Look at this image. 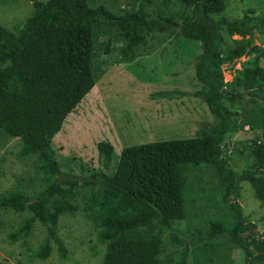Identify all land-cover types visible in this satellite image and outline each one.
<instances>
[{
    "label": "trees",
    "instance_id": "trees-1",
    "mask_svg": "<svg viewBox=\"0 0 264 264\" xmlns=\"http://www.w3.org/2000/svg\"><path fill=\"white\" fill-rule=\"evenodd\" d=\"M30 1L32 13L15 30L0 24V132L18 140V156L32 158L44 183L32 195L18 188L0 193V210L29 213L9 240L27 237L38 221L45 234L34 256L47 258L53 243L65 258L59 217L82 210L104 245L101 264H264V231H253L256 224L237 201L240 182L247 181L264 206V65L251 38L253 29L264 32V12L246 9L240 17L216 19L225 0H178L184 5L178 16H152V0L119 14L92 0ZM169 30L198 42L194 74L202 86L195 94L216 123L192 137L123 147L113 164V146L98 142V169L82 180H59L52 139L103 75L95 56L109 54L116 35L124 42L119 56L129 59L151 33ZM223 30L240 36L231 47L223 46ZM241 56L240 68L225 82L222 65ZM244 127L263 137L251 140L246 167L235 170L223 155L224 139L232 128ZM201 163L215 171L224 213L209 220L205 235L185 242L175 231L186 214L184 172ZM165 234L176 250L163 254Z\"/></svg>",
    "mask_w": 264,
    "mask_h": 264
},
{
    "label": "rangeland",
    "instance_id": "rangeland-1",
    "mask_svg": "<svg viewBox=\"0 0 264 264\" xmlns=\"http://www.w3.org/2000/svg\"><path fill=\"white\" fill-rule=\"evenodd\" d=\"M225 1L226 7L214 16L216 19L237 18L246 9H252L256 14L264 12V0ZM139 2L92 0L91 4H104L119 14L136 8ZM183 9L184 5L178 0H152L148 8L152 16L158 13L178 16ZM32 10L30 0H0V24L15 30ZM222 34L224 47H231L232 39L240 37L229 35L225 30ZM251 38L252 44L261 49L260 64L264 65V32L253 29ZM104 39L105 36L100 37L98 42ZM122 44L124 42L114 35L111 52L95 56L104 71L103 75L67 114L52 139L54 157L61 172L59 180L70 176L82 180L91 174L92 168L98 169V142H108L113 146V164L123 147L161 139L192 137L202 126L213 125L217 121L202 98L195 94L202 86L194 74V62L200 53L198 42L184 38L176 31L153 32L146 45L133 49L129 59L118 54ZM244 59L241 56L222 65L225 82L231 80L233 70L240 68ZM262 135V131L247 127L232 128L225 136L226 147H223L228 165L235 170L246 167L251 140L262 139ZM18 148L16 138L0 132V193L18 188L32 195L43 186L44 176L35 171L32 158L18 156ZM184 175L188 190L186 214L175 224V231L179 239L190 242L207 233V223L220 217L225 205L221 200L218 178L211 166L203 163L188 165ZM237 201L242 212L256 224L253 231L258 234L263 232L264 206L255 198L247 181L240 182ZM27 216V211L0 210L1 264H101L104 245L96 240L93 227L82 210L59 217L58 234L67 248L65 258L59 256L53 243L47 258L34 256L45 234L38 221L33 223L27 237L9 240V232ZM163 241V254L176 250L167 234L163 236ZM227 247L225 244L221 251L225 252Z\"/></svg>",
    "mask_w": 264,
    "mask_h": 264
},
{
    "label": "crops",
    "instance_id": "crops-1",
    "mask_svg": "<svg viewBox=\"0 0 264 264\" xmlns=\"http://www.w3.org/2000/svg\"><path fill=\"white\" fill-rule=\"evenodd\" d=\"M49 1H50V0H45V1H43V2H46V3H47V2H49Z\"/></svg>",
    "mask_w": 264,
    "mask_h": 264
}]
</instances>
